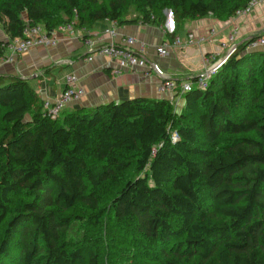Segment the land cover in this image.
Listing matches in <instances>:
<instances>
[{"label":"trees","instance_id":"1","mask_svg":"<svg viewBox=\"0 0 264 264\" xmlns=\"http://www.w3.org/2000/svg\"><path fill=\"white\" fill-rule=\"evenodd\" d=\"M250 1L0 0V31L75 15L78 28L163 26L170 10L174 36ZM251 39L205 88L177 93L180 110L139 96L51 119L28 80L0 75V264H264V50Z\"/></svg>","mask_w":264,"mask_h":264},{"label":"crops","instance_id":"2","mask_svg":"<svg viewBox=\"0 0 264 264\" xmlns=\"http://www.w3.org/2000/svg\"><path fill=\"white\" fill-rule=\"evenodd\" d=\"M163 26L151 24H117L114 20L96 22L89 30L90 37L97 44L121 41L126 36H134L143 44V55L148 64L156 63L163 71V77L183 83L192 81L202 69L203 58L212 56L218 60L228 56L233 47L250 38L264 33V1L258 3L243 16L219 20L211 15L185 20L174 36L168 35L173 28L166 14ZM174 27V26H173ZM115 29L113 38L106 29ZM211 30L213 32L211 33ZM205 35L201 43L186 44L188 33ZM0 39L7 35L1 31ZM233 35V41L229 36ZM179 37L181 44H175ZM134 45V49L139 44ZM162 43L168 44V54L160 56L156 48ZM264 50V46L256 48ZM9 53L5 48L4 56ZM80 37L68 32L58 34L54 46L35 47L15 56L14 62L0 61V75H13L28 80L40 99H54L66 86V76L74 74L78 84L84 89V95L70 102L64 110L93 107L109 101H121L134 97L166 98L180 110L184 99L177 93L161 94L158 86L162 78L153 70L145 67L124 69L113 75L111 69L114 61L103 55H92L90 59ZM178 95V96H177Z\"/></svg>","mask_w":264,"mask_h":264},{"label":"built area","instance_id":"3","mask_svg":"<svg viewBox=\"0 0 264 264\" xmlns=\"http://www.w3.org/2000/svg\"><path fill=\"white\" fill-rule=\"evenodd\" d=\"M262 1L264 0H251L246 7L238 9L233 17L246 15L252 7ZM114 22L116 23V21ZM75 23L76 15L71 21L58 25L51 32L46 31L44 27L39 24H26L20 37L5 40L4 46L9 49V53L5 56H0V61L14 62L16 55L25 53L32 48L54 46L57 43L58 34L68 32L71 35H76L81 38L83 45L89 53L87 56L88 59H90L92 55H103L112 59L115 63L111 69L113 75L120 74L124 69L147 66L162 78L158 86V91L161 94H181L190 90L193 85L201 89L205 88L211 76L236 49V47H233L228 56L218 60L214 59L211 55L205 56L203 58L202 69L193 77L192 81L178 84L172 79L164 78L163 71L156 63L148 64L143 55V44L141 42L138 43V40L134 36H126L119 42L111 40L107 43L97 44V42L90 37L89 29L84 27L78 28ZM212 32L213 30H211V33ZM106 33H108L111 38L117 35L114 28L106 29ZM233 39L234 36L230 35L229 40L233 41ZM205 40V35L196 36L194 33L190 32L187 34L186 44L201 43ZM137 43L139 44L138 48L134 49L133 47ZM174 43L177 45L181 44L180 38L176 37ZM260 46H264V33L249 40L246 48L248 50H253ZM156 52L160 56H166L168 54V44L162 43L156 48ZM83 95L84 89L78 84L76 76L74 74H69L66 76V86L59 95L54 99H44L42 101V111L51 119H56L70 102L80 99Z\"/></svg>","mask_w":264,"mask_h":264},{"label":"water","instance_id":"4","mask_svg":"<svg viewBox=\"0 0 264 264\" xmlns=\"http://www.w3.org/2000/svg\"><path fill=\"white\" fill-rule=\"evenodd\" d=\"M169 11V14H170V18H169V20H170V26H171V28H173V19H172V15H171V12H170V10H168Z\"/></svg>","mask_w":264,"mask_h":264},{"label":"rangeland","instance_id":"5","mask_svg":"<svg viewBox=\"0 0 264 264\" xmlns=\"http://www.w3.org/2000/svg\"><path fill=\"white\" fill-rule=\"evenodd\" d=\"M164 13H165V15L167 14V15L169 16V18H170V14H169V11H168V10H165ZM132 14H133V13H132ZM165 17H166V16H165ZM0 35H2L1 31H0ZM247 50H248V49H247ZM175 108H176V105H175Z\"/></svg>","mask_w":264,"mask_h":264}]
</instances>
